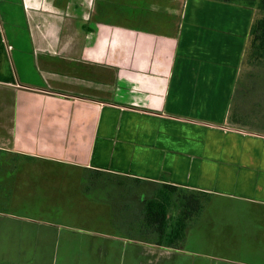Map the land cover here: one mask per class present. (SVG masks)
Instances as JSON below:
<instances>
[{
  "label": "crops",
  "instance_id": "0c3cea01",
  "mask_svg": "<svg viewBox=\"0 0 264 264\" xmlns=\"http://www.w3.org/2000/svg\"><path fill=\"white\" fill-rule=\"evenodd\" d=\"M254 14L219 0H0V164L63 173L123 235L166 184L209 193L181 245L203 227L220 244L223 230L231 261L264 264V130L229 120Z\"/></svg>",
  "mask_w": 264,
  "mask_h": 264
},
{
  "label": "rangeland",
  "instance_id": "374dc122",
  "mask_svg": "<svg viewBox=\"0 0 264 264\" xmlns=\"http://www.w3.org/2000/svg\"><path fill=\"white\" fill-rule=\"evenodd\" d=\"M243 68L244 63L239 76L244 80ZM3 155L0 153V160L7 159ZM11 162L16 163L0 164V264H38L39 253L30 255L32 251L23 252L21 246L18 248L12 243L13 238H22L21 232L29 241L47 244L49 247L45 246L44 250L48 249L53 264H123L128 260L136 264H186L188 261L190 264H243L231 261L239 256L232 254L229 246L227 250L223 246V230L212 229L220 244L206 242L207 227L198 229L196 237L193 235L191 240L175 247L125 238L149 236L138 225L135 229L130 227L131 234L123 235L127 232L125 225L111 222L112 216L101 202L92 205L78 197V191L65 189L70 178L63 173L57 177L54 172L19 171L10 168ZM85 177L90 178L87 186L94 188V177ZM91 190L109 196L100 189ZM180 246L183 250L177 249Z\"/></svg>",
  "mask_w": 264,
  "mask_h": 264
},
{
  "label": "trees",
  "instance_id": "16d2710c",
  "mask_svg": "<svg viewBox=\"0 0 264 264\" xmlns=\"http://www.w3.org/2000/svg\"><path fill=\"white\" fill-rule=\"evenodd\" d=\"M219 1L254 9L243 60L244 80L239 77L229 120L234 126L264 130V0ZM163 188L147 202L143 223L138 226L144 235H151V242L175 247L185 239L188 225L201 215L210 195L176 185L166 184Z\"/></svg>",
  "mask_w": 264,
  "mask_h": 264
},
{
  "label": "flooded vegetation",
  "instance_id": "af4514ba",
  "mask_svg": "<svg viewBox=\"0 0 264 264\" xmlns=\"http://www.w3.org/2000/svg\"><path fill=\"white\" fill-rule=\"evenodd\" d=\"M12 239V238H11ZM18 240H16L15 238H13L12 239V243L13 244H15L16 246H17V244H18V242H17ZM186 262V261H185ZM189 262V261H188ZM188 262H186V264H190V263H188Z\"/></svg>",
  "mask_w": 264,
  "mask_h": 264
}]
</instances>
